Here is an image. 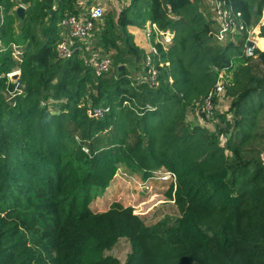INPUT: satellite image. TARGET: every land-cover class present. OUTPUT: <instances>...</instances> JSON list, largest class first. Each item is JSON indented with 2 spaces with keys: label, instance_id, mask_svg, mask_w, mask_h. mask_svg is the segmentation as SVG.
Returning a JSON list of instances; mask_svg holds the SVG:
<instances>
[{
  "label": "trees",
  "instance_id": "trees-1",
  "mask_svg": "<svg viewBox=\"0 0 264 264\" xmlns=\"http://www.w3.org/2000/svg\"><path fill=\"white\" fill-rule=\"evenodd\" d=\"M1 1L0 264H121L105 255L120 237L132 246L126 264H264V50L246 57L242 33L237 44L219 43L205 0H130L118 22L108 14L102 25L97 44L118 49L120 61L99 76L79 52L57 53L59 22L79 11L78 0H26L20 35L15 1ZM229 1L248 25L264 8ZM147 21L174 38L153 57L156 82L137 84L119 66L127 53L145 70L128 26ZM12 43L26 44L14 103L5 95ZM223 69L234 70L230 108L206 116L218 119L215 130L190 122L188 108L201 107ZM102 107L109 111L90 116ZM118 161L147 180L159 169L175 175L166 195L180 211L176 225L154 231L118 206L93 212Z\"/></svg>",
  "mask_w": 264,
  "mask_h": 264
},
{
  "label": "built area",
  "instance_id": "built-area-1",
  "mask_svg": "<svg viewBox=\"0 0 264 264\" xmlns=\"http://www.w3.org/2000/svg\"><path fill=\"white\" fill-rule=\"evenodd\" d=\"M209 7L213 13V18L217 24V31H215V37L219 43H224L228 36L232 33L246 34V42L244 44V55L246 57L257 56V41L252 36V30L243 19L242 13L236 11L230 4L229 0H207ZM104 14V1H100L98 4L89 7L85 11H79L76 14H69L61 20L62 26L65 28V35L58 41L56 49L59 57L71 58L76 52L84 53L86 48L89 47V42L94 36L96 29L101 24ZM145 35L149 41V51L146 54L145 71L143 74L134 76L136 82H148L154 84L157 79L158 69L153 63V57L160 54L158 45H161L164 49H168L173 42L174 32L171 29L160 28L156 23L147 21L145 26ZM252 41L253 45H249L248 42ZM87 43V45H83ZM13 56L21 58L24 54L22 50H13ZM87 65L94 68L97 75H103L110 72L113 67V59L108 54H103L97 48H92L89 54L84 57ZM224 70V69H223ZM223 70H219V75L215 86L203 99L201 108L207 117L211 118L217 108L216 100H219L225 94V86L228 80ZM14 71L8 72L7 76L10 77ZM19 93H22L20 88L10 89L5 94L6 98L12 102L13 98ZM12 98V99H11ZM12 100V101H11ZM200 104V103H199ZM199 106L198 104H196ZM109 111V107L106 108H94L89 109L90 116L100 117L105 112ZM172 180L175 175L172 172H166L164 179ZM148 181L147 179H144Z\"/></svg>",
  "mask_w": 264,
  "mask_h": 264
},
{
  "label": "rangeland",
  "instance_id": "rangeland-1",
  "mask_svg": "<svg viewBox=\"0 0 264 264\" xmlns=\"http://www.w3.org/2000/svg\"><path fill=\"white\" fill-rule=\"evenodd\" d=\"M129 2L130 0H104V14L102 16V24L105 25V20L108 14L113 16L115 22H118L119 12H121L123 7L127 6ZM201 8L207 15V10L204 4H202ZM207 17H209V15ZM118 30L121 32L119 28ZM137 31L138 35L136 44H140V46H142L144 44L141 41V39L144 37L143 30H136V32ZM97 35L98 38L96 37V40L95 36H93L92 41L89 42V47H93L95 49L99 48L97 50L105 54L107 52L103 51L97 44V40L100 38L99 35H101L100 30H98ZM124 40L125 37H123L121 41L118 42V44L122 45ZM84 50L85 52H81L80 55L82 58L86 57L90 51L87 49ZM117 53L119 52L116 48H111L110 52L108 53L113 59V67L110 73L115 71V63L120 61L115 58ZM124 55L127 58L124 62L121 61V63L124 67H127L133 78L138 74H143V71H141L140 68L141 62L133 58L131 54L126 53ZM136 83L140 84L143 82ZM187 119L190 122L192 121V123H198L203 126H207L210 130H215L218 123L217 118H207L202 108L197 105L188 108ZM222 139L224 142V137H222ZM117 168L118 169L116 170L115 176L113 177L111 183H109L110 185H108L104 191H100L94 197L91 203V209L93 212L102 213L112 209L115 206H118L122 210L131 209V213L133 215L139 217L146 226L154 229V231L157 230L158 223H165L168 226L176 225L177 219L180 216V211L175 201L166 195V193L169 191L168 183L172 180L171 178L164 179V175L168 171H165L164 169L156 170L153 172V176H151L148 181H145L144 173L127 163L118 161ZM82 172L84 171L82 170ZM131 251L132 246L130 240L127 237H120L111 249L105 250V255H112L116 257L121 264H126L127 257Z\"/></svg>",
  "mask_w": 264,
  "mask_h": 264
},
{
  "label": "crops",
  "instance_id": "crops-1",
  "mask_svg": "<svg viewBox=\"0 0 264 264\" xmlns=\"http://www.w3.org/2000/svg\"><path fill=\"white\" fill-rule=\"evenodd\" d=\"M15 1V6L13 8V11L12 12H15L16 14V9L19 5H23L27 8V3H26V0H14ZM100 1H104V0H78L77 4L79 6V11H85L87 10L89 7L91 6H94L96 4H98ZM204 6L207 10V16L209 15V18H213V13L209 7V3L207 0H205L204 2ZM78 11V12H79ZM77 12V13H78ZM5 14H6V7H5V4L0 0V27L2 26V24L4 23V18H5ZM120 14V12H119ZM17 15V14H16ZM18 16V15H17ZM19 18V17H18ZM100 25L98 26V30H101L102 29V23H103V20L100 21ZM146 26V24H145ZM145 26L144 27H138V26H135V25H129L128 26V30L133 34V38H134V42L135 44L137 43V35H138V31L136 32V30H143V35L144 37L141 39V41L144 43L142 46H140V44H136V46H138L139 48H141L143 51H145V53L147 54V52L149 51V41L145 35ZM217 26H216V30H217ZM263 28H264V8H263V11H262V14L260 16H255V19H254V22H252V24L250 25V29L252 30V36L253 38L257 41V49L259 50H264V46L262 47L260 44V40L264 39V34H263ZM98 30L96 29L95 33H94V36H95V40H96V37L98 38ZM16 31H17V34L20 35L21 34V25H20V18H19V21L17 23V26H16ZM65 28L64 26H62L61 24V20L59 22V40H61V38L65 35ZM97 35V36H96ZM236 33H232L228 36V38L226 39V41L223 43H227V42H232V43H236L237 44V38H236ZM100 37V35H99ZM58 40V41H59ZM92 41V39H91ZM98 41V40H97ZM84 46L87 45V43L83 44ZM25 46L26 44H18V43H12L11 45V50H22L25 54ZM93 48V47H92ZM92 48H86L87 50H90ZM99 49V48H97ZM7 50V46L2 42V39L0 37V58L1 56L5 53V51ZM24 54L21 56V58L19 57H15L13 56L12 54V58L14 60V66L10 69V71L8 72H12L14 71L17 72V71H21V68H20V63L21 61L23 60V57H24ZM79 55H81V52H79ZM82 57V56H81ZM256 58V57H255ZM122 65V64H121ZM120 65V66H121ZM119 66V67H120ZM141 71H145L143 70V68L141 69ZM224 73L226 74L227 76V80H231L232 76H233V73H234V70L230 71V69H224L223 70ZM7 72V73H8ZM22 72V71H21ZM6 73V75H7ZM8 77V76H7ZM11 77V76H10ZM10 77H8V81H7V86H6V89H5V94L8 92V90L10 89H14L16 88V85H17V88L19 87H22L20 88L22 92H24V86L20 83V80L19 82L17 83H13L10 79ZM16 97H14L12 100H13V103L15 101ZM226 102V103H224ZM230 103H231V98H229L226 94H224L217 102V108L216 110L220 113L222 112H225L227 111L229 108H230ZM192 122V121H191Z\"/></svg>",
  "mask_w": 264,
  "mask_h": 264
},
{
  "label": "water",
  "instance_id": "water-1",
  "mask_svg": "<svg viewBox=\"0 0 264 264\" xmlns=\"http://www.w3.org/2000/svg\"><path fill=\"white\" fill-rule=\"evenodd\" d=\"M16 14L18 15V17H19L21 20H23V19L25 18V14H26V7L23 6V5H19V6L17 7V9H16ZM248 44H249V45H253V42H252V41H249ZM119 69H120V70H123V69H124V66L121 65V66L119 67ZM20 77H21V71H17V72H15V73H13V74L11 75L10 79H11V81H12L13 83H17V82H19Z\"/></svg>",
  "mask_w": 264,
  "mask_h": 264
}]
</instances>
